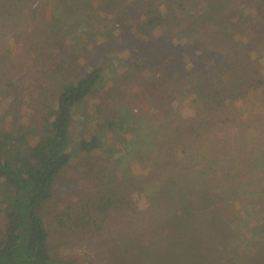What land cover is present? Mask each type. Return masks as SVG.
<instances>
[{
	"label": "trees",
	"instance_id": "1",
	"mask_svg": "<svg viewBox=\"0 0 264 264\" xmlns=\"http://www.w3.org/2000/svg\"><path fill=\"white\" fill-rule=\"evenodd\" d=\"M125 4L130 9V0ZM42 5L48 12L43 38L62 28L66 52L51 43L31 65L61 83L39 123L30 117L20 133H0V264H73L78 258L64 250L77 245L80 227L96 244L107 239L103 231L118 226L120 238L132 242L145 236L151 250L179 245L191 254V264H199L197 255L207 244L216 252L236 236L251 239L243 226L254 235L264 231V186L235 215L222 206L241 192L229 176L244 168L243 153L254 149L264 128V0H152L141 15L134 8L129 15L120 12L129 41L122 37L125 32L105 31L102 43L96 41L97 48L103 45L98 55L90 48L95 36L81 35L92 30L77 12L78 0H0V25ZM3 49L0 63L8 50ZM115 63L148 73L154 84L146 101L161 104L169 115L161 122L149 119L136 146L130 142L131 161L146 167L160 186L146 194L149 207L130 200L124 225L111 221L115 197L104 194L96 196L94 207L69 201L49 222L45 206L75 152L93 156L102 147L103 128L119 150L126 123L137 118L104 108V79L118 72ZM190 104L204 106L201 117L195 107L186 113ZM93 106L98 112L90 110ZM244 211L255 227L243 223Z\"/></svg>",
	"mask_w": 264,
	"mask_h": 264
},
{
	"label": "rangeland",
	"instance_id": "2",
	"mask_svg": "<svg viewBox=\"0 0 264 264\" xmlns=\"http://www.w3.org/2000/svg\"><path fill=\"white\" fill-rule=\"evenodd\" d=\"M125 1L78 0L82 7H78L77 12L83 13L84 18L88 20V27L92 30L85 31L86 33L80 32L84 37L87 33L95 36L90 48L96 55L100 54V50L103 49V45L97 48L96 41L102 43L101 37L105 31L113 30L114 35L125 32L122 37L125 42L129 41L130 38L125 36L127 32L123 24V17L121 20L118 18L120 12L127 13L130 10L132 13V8H134L141 15L152 0H130V9L126 7ZM107 4L110 7H105ZM166 6L171 8V2H167ZM24 11L16 20L7 19V24L0 25V51H3L4 47L6 50L8 49L6 55L1 57L3 61L0 63V133L9 130L20 133L22 123L28 122L30 117H34V120L39 123L46 104L52 101L61 83V79L55 74L48 77L45 74L42 75L38 71V67L32 66L31 62L43 46L51 43L59 45L66 52L62 44L65 39L64 30L57 28L56 35L43 38L42 34L47 28L46 21L48 20L45 6L42 5L33 11ZM6 28H11L12 31L10 32ZM93 30L94 33H92ZM39 37L41 41H38ZM121 46L124 47L123 43ZM121 65L115 63L118 72L112 74L108 80L104 79V108L108 106L111 113L122 109L129 119L133 116H137V118L131 124L126 123V132L120 140L119 150L113 149L109 138L110 133L108 134L103 128L100 150L93 152V156L75 152V159L58 178L54 186V196L45 206V215L49 222L52 220L54 222L55 213L69 201H78L80 205L85 203L94 207L96 196L104 194L115 197V202L111 204L110 208L112 211L111 221L124 225L129 222L130 212H132L130 200L137 203L139 208L149 207V199L146 194L149 190L160 186L159 181L146 175L148 172L146 167L131 161L130 142L136 146L135 138L137 135H142L144 130L142 127L149 124V119H157L158 122H161L166 120L169 115L163 111L164 106L161 104L146 101L154 84L148 80L150 77L148 73L126 71L125 65ZM97 102L103 105L104 100L98 97ZM190 105H193L191 106L193 109L185 108L186 113L193 114L195 107L198 117H201L204 106L201 104ZM90 110L94 113L97 111L94 106ZM29 114L35 115L30 116ZM77 128L79 131L81 124ZM162 135L164 139L168 138L163 133ZM259 137V142L253 146L254 149H250L247 155L243 153L241 168H244L239 171L238 176L231 179V176L228 175L230 184L237 183L241 188L237 198L227 199L222 204L224 209L234 215L243 202L252 203L254 201L253 191L261 190L260 185L264 186V160L262 159L260 162L256 160L257 157L264 156V128ZM232 162L233 160L229 161V163ZM241 214L245 215L244 224H250L252 227L257 225V222L246 217L245 211ZM3 220L4 215L0 210V224ZM242 229L247 231V237L252 236V238H247L243 242L236 236L216 252L210 250L212 244H207L206 252L197 255V258L200 259L199 264H264V231H258L254 235L255 231L252 232L251 229L244 226ZM51 231L53 233L52 229ZM120 232L121 229L118 226L114 231H103V237L107 239L103 240L101 244H96L90 236L82 232V227H80L75 234L78 237L77 245L64 251L72 252L78 258L77 260L74 258L73 264H191L193 261H189L191 254H187L184 248L179 245L176 246L177 250H173L169 244L167 247L158 245L157 251L151 250L148 248L150 240L148 241L145 236L137 237L130 242L128 237L120 238ZM247 241L249 244H246ZM125 247L130 251L125 252L123 250ZM182 253H186L187 258ZM171 257L176 258L171 261Z\"/></svg>",
	"mask_w": 264,
	"mask_h": 264
}]
</instances>
